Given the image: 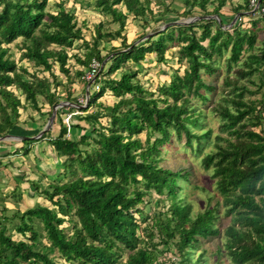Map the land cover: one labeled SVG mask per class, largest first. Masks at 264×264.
Instances as JSON below:
<instances>
[{"label": "trees", "instance_id": "16d2710c", "mask_svg": "<svg viewBox=\"0 0 264 264\" xmlns=\"http://www.w3.org/2000/svg\"><path fill=\"white\" fill-rule=\"evenodd\" d=\"M47 1L0 0V136L14 129L19 108L41 113L44 102L49 110L42 114L49 117L51 107L62 101V94H58L61 82L50 71L53 63L68 81L69 58L85 69L91 58L99 63L107 58L108 65L103 76L100 73L105 63L100 67L95 77L98 91L88 98L87 106L95 103L96 110L71 117L84 125L70 118L66 128L62 113L73 107L56 109L58 131L48 141L63 157L62 181H51L46 187L34 183L48 205L40 203L20 212V222L13 227L18 238L5 233L6 218L0 215V264H175L176 260L177 264H192L199 258L200 264H206L200 251L191 257L192 250L218 237L221 242L215 245L212 264H224L219 255L231 264H264V11L246 15L253 26L261 22L259 45H255L254 29H243L237 22L226 27L232 16L225 19L219 13L223 0H182L178 16L198 19L169 24L162 30L155 27L148 37L141 39L144 32L126 43L122 31L127 13L142 24L153 21L155 14L162 17V24L178 20L164 17L170 11L164 0H153L156 6L164 2L163 11L155 13L151 0H93L94 8L108 19L93 25L88 46L71 11L62 3L55 4L54 12L46 10ZM258 3L264 7V0ZM210 4L213 6L208 11ZM242 5L234 13L250 10L246 0ZM206 15H216L218 21L204 18ZM113 23L115 28L104 29ZM17 38L23 41L17 61L30 62L33 71L17 65L8 54L6 45ZM116 38L120 39L119 47L111 46L101 55L98 45ZM77 40L86 46L81 56L69 52ZM170 47L176 48L182 72H178L180 66L173 68L154 90L142 86L137 70H121L127 61L137 64L147 53H154L156 62L165 63L164 53ZM220 59L226 73L231 64L238 69L236 80H225V76L216 94L210 112L219 123L210 140L211 129L202 127V109L192 99L203 104L209 100L215 85L202 75L216 73ZM38 68L48 71L51 81L38 75ZM84 71L74 69L72 75L83 85ZM252 76L257 79L251 80L253 90L240 82ZM13 88L20 91L22 102ZM70 88L68 85L63 95L67 102H72ZM106 91L114 98L111 105L96 103ZM253 94L257 98H249ZM102 117L107 118L105 124L99 122ZM76 126L82 133L77 139L68 137L70 128ZM141 132L143 141L138 136ZM48 133L49 129L37 139ZM172 139L182 141L183 148L194 153L203 144L211 145L200 165L204 170L212 168L210 178H214L218 196L212 205L194 212L192 203L178 194L182 181H190L189 169L158 164L163 146ZM151 199L166 201V207L144 210ZM33 219L40 231L35 230ZM221 219L226 220L222 229L218 227ZM52 250L62 262L48 256Z\"/></svg>", "mask_w": 264, "mask_h": 264}, {"label": "rangeland", "instance_id": "374dc122", "mask_svg": "<svg viewBox=\"0 0 264 264\" xmlns=\"http://www.w3.org/2000/svg\"><path fill=\"white\" fill-rule=\"evenodd\" d=\"M91 1L92 0H82V1H80V0H62L63 7L66 10L71 11V13L74 15L77 26L80 28L82 36H83L82 40L84 39V40L88 41L87 42L89 44L88 46H90V43H91L90 40H91V37L93 35V32H92L93 31V23L97 22L96 20H98V18H101V19L105 18V16H103V15H100V14L97 15V13L95 12V9L91 6ZM164 1L168 5L169 9L171 10L170 12L167 13L168 16L176 17V20H178V21L188 20V18H187L188 16H178L179 14H177V13H179V10L182 8L181 4L180 5L177 4L176 2H174V0H172V1L171 0H164ZM54 2H55V0H48L47 5H46V10L54 12L55 11ZM152 2H153V0H151V8H152L153 13H155L156 11H158V12L163 11L164 2H163V4H158V6H156L154 3L152 4ZM242 3H245V0H242ZM243 7H245V6H243ZM242 10L240 13H238V16H241V17L239 20L236 19V22L240 23L241 24L240 27L243 29L244 28H249V29L251 28L252 30L254 29L256 31V36H257V41H256L255 45H259V43H260L259 40L263 38V33L261 31V22L257 23V25H255V26H253L252 23H250L249 17L245 15V9H242ZM197 11H198L197 9L193 10V12H197ZM224 16L229 17L230 14H227ZM161 20H162V17H160V15L155 14L153 17V23H151L149 25L142 24V23L138 22V20H136L135 18H132L130 13H128L126 15L125 25L123 27L124 28L123 33L126 35V41L128 39L130 40L131 38L134 39L137 36H140L144 32H146L145 34H149V33H151L150 30L152 28L158 27V29H160L163 26L161 24ZM109 25L110 26H107V28L105 27L106 26L105 25L104 29L105 30H111L112 27L115 28L114 23L109 24ZM226 27L229 28L227 25H226ZM141 39H143V37ZM82 40H77V41L73 42V47H72L71 51H69L70 54L76 53V51H78L79 54L84 53L86 46L84 45ZM112 41H113L112 44L114 45V46L112 45L113 47H119V39L112 40ZM103 42H107L105 44L106 49L104 48V50H106V52L109 51L110 50L109 49L110 48L109 41L104 40ZM22 43H23L22 39L17 38L15 41H12L11 43L7 44L6 46L8 48V54H9L10 58H12L16 61L17 65L22 64L23 66L28 67L29 71H33L35 69V67H33L30 62H25L23 60L17 61L20 53L22 52ZM173 49L175 52L176 48L174 47ZM174 56H175V53H174ZM105 61H107V58L104 59L102 61V63H100V67L103 65V63H105ZM175 61H176V58L172 60L173 66L169 67V69L168 68L163 69L162 72H168V71L171 72L173 68L180 66L178 69V72L181 73L183 64H178L177 61L176 62ZM145 63H146V65L148 64L147 61H142L141 65H140L141 67L137 66L139 71H138V75H136V76H137L138 80H140L141 84L144 87H146L149 90H154L156 88V86L159 85V83H162L161 79H163V78H160L158 76L159 73H161V71H158L157 73H154L153 71L152 72L149 71L147 73L142 74L141 69L144 68L143 64H145ZM68 64H69V61H68ZM107 65H108V62H106L102 66V72L100 73L101 75L105 71ZM237 66L238 65H232L231 64V68L229 69V72L226 73V71L224 69L225 68L224 61L220 59L219 63H218V71L216 73H214L212 76L202 75V78L206 82L214 83V85H215V89H214V91H212L213 93L209 94V100L203 104V103H200L199 100L196 98L192 99V103L193 102L197 103V105L202 109V112H203L202 127L211 129L210 140H212V137L216 134L217 126L219 123L218 118L214 115V113L210 112L211 109L213 108L212 106L215 103V100L217 97L216 94L219 92L220 88H222V87H220V85L222 84V86H223L222 80H223V78H225V76H228L227 78H225V80L226 79H229L231 81L236 80V79H234V77H235L234 72L236 71V69H238ZM134 67H136V66L133 63L126 62L125 65L122 66L121 70H123L125 68L133 69ZM154 68H156V66ZM38 70H41V69L38 68ZM84 70H86V69H84ZM50 71L57 80L59 79L60 81H62L66 78V76H64L63 73L58 71L57 63H53ZM68 71L70 72V70H68ZM37 73H38V75H43V76H46L47 78H51V74H49L48 71L41 70V71H38ZM69 76H71V75L69 74ZM251 80L257 82V79L255 76H252L250 78V80H247L245 78H241L240 82L243 83L244 85H246L249 89L253 90L255 88V85L251 82ZM68 84H69V81L66 79L64 82H61V85L59 86V89H58V91H59L58 94L63 95V93L68 88ZM60 92H62V93H60ZM92 94H93V89H92V86L90 85V87L88 88V95H92ZM78 95L80 96V94H78ZM105 96H107L108 99H105L103 105L106 104V102H110V100H114V98L110 94H107ZM257 96H258L257 94H253V95L249 96V98H252V97L257 98ZM75 97L76 96H74L72 99H74ZM78 97H76V100ZM70 106L73 107V105H70ZM93 107L92 106L89 107L88 110H92ZM34 116H37V113L34 110L30 109L29 107L26 110H24L23 112L19 108V118H18L17 122H20V121L21 122L22 121L31 122V121H33V122H36L39 124H43L45 122V120L47 119V117H45L46 119H41V118H34ZM54 118H55V116H54ZM68 122H69V120H68ZM103 124H105V123H103ZM251 128L253 130L257 131L259 127L253 126ZM220 135L225 136L226 134L220 133ZM138 136H139L140 140L143 141L144 133L141 132ZM211 149H212V147L209 143L203 144L201 147V150L198 153H194L188 149H184L182 146V141H177V140L172 139V142L170 144L168 143V144L163 146L162 150H165L162 152L163 158L158 163L160 166L165 167V168H170V169H178V168H182V167H187L189 169L190 181L189 182L182 181V188L178 190V194L185 197L187 201L192 203V205H193L192 208H193L194 212L201 210L206 205L210 206L218 200L217 193L213 188L214 178H210V173H211L212 168L209 167L208 169L204 170V169H202V167L200 165V158L206 152H209ZM33 172H35V171H33ZM40 177L42 178V176H40ZM38 180H40L38 177H37V180L34 179L37 187L41 186V184H42ZM60 180L62 181V178L58 177L57 179H55V182L60 181ZM48 181H49V179L44 178L43 182L45 184H43V186L46 187L47 186L46 183ZM5 184H7V183H5ZM0 185H2V183H0ZM14 185H15V183H14ZM11 186H12V184H11ZM23 194H25V193H23ZM7 197H8V200H11V197H9V196H7ZM7 197H5V199ZM19 199H20V197H18L16 199L13 198L12 199L13 203L10 201L11 204L7 205L6 211L2 210L1 209L2 207L0 208V215L4 216L6 218L5 220H3V222H4L3 225L5 227V233L12 234V238H14V239L18 238V235L13 233L14 232L13 227L15 226V224L20 222L18 215L20 214V212L22 210L30 207L27 205H29V204L33 205L35 200H36V199H33L34 200L33 202L28 203V201L25 199L24 195H23V199L22 198H21V200H19ZM36 202L34 205H36ZM40 203L41 204L44 203V204L48 205L47 201L41 197L38 200V204H40ZM166 204H167V202L164 200L163 201H155V199H151V203L149 204V206L144 205L143 207H144V210H150L151 211L153 209V207L160 209L161 206L166 207L165 206ZM10 205H12V206H10ZM219 208H220V204L218 205V209ZM220 211H221V209H220ZM24 221L26 222L27 219L24 218ZM32 224H33L35 230L40 231L39 227H37L39 224L36 220L33 219ZM63 224H66V222H64ZM225 224H226L225 219L218 220V227L220 229H222L225 226ZM40 239L42 240V242H44L41 237H40ZM220 242H221V239H219V237L209 239L205 244H202V247L200 246L196 250L193 249L192 250L193 254L191 255V257L194 258L197 254H199V251H200L203 254V257H204L203 261H205L206 264L214 263L215 262L214 250L216 248L215 245L216 244L220 245ZM159 247L161 248V246H159ZM48 256L53 257L54 260H58V261L60 260L62 262V260L59 257H57L58 255H57L55 250L49 251ZM219 260H220V262H222L224 264H231L230 262H228V260L225 258L224 255H219ZM177 262H178V260H176L175 264H177ZM200 262H201V258H199L196 261H193L192 264H200Z\"/></svg>", "mask_w": 264, "mask_h": 264}, {"label": "crops", "instance_id": "0c3cea01", "mask_svg": "<svg viewBox=\"0 0 264 264\" xmlns=\"http://www.w3.org/2000/svg\"><path fill=\"white\" fill-rule=\"evenodd\" d=\"M80 1H82V0H80ZM92 2H93V0L91 1V6L94 8ZM174 2H176L179 5L180 4L182 5V8L179 10V12H181L183 10L182 0H174ZM55 3H62V0H55L54 7L56 10ZM215 3H216V1H215ZM242 4H243L242 0H223L222 5L220 6L218 11L220 14L222 13L221 15L230 14V16H232V18H233V16L236 13L241 12V10H240V11H237L236 13H234V11H236V9H237V6L242 5ZM212 6H213L212 4L208 5L206 10H208V11L211 10ZM120 9L124 13H126L124 8L121 5H120ZM170 11H168V12H170ZM95 12L97 13V15L98 14L103 15L102 13L97 11L96 9H95ZM168 12H166L164 14V17L165 16L168 17V14H167ZM103 16H105V18H102V19L98 18V20H96V21L98 22V21H104L105 19L106 20L108 19V17L106 15H103ZM224 18L227 19L228 17L224 16ZM97 22H95V23H97ZM138 22L141 23L140 20ZM147 22H148L147 25L153 23V21H151V20H148ZM161 22H162V20H161ZM235 22H236V20L234 21V23ZM95 23H93V25ZM167 23H169V22H167ZM164 24H162V25H164ZM107 26H110V25H106L105 27L107 28ZM112 29H113V27H112ZM122 33H123V31H122ZM116 39H119V38H116ZM116 39H114V40H116ZM125 40H126V35H125ZM130 40L128 39L126 41V43L130 42ZM112 42H113L112 40L109 41L110 47L113 45ZM119 42H120V39H119ZM106 43L107 42L102 41V43L98 46L99 52L101 55H103L106 52V50H104V48L106 49V46H105ZM173 48L174 47H170L165 51V53H164L165 63L156 62L154 53L145 54L144 58L141 61H139L137 64L133 63L131 61H127V62H131L136 66L132 69V70H137L136 75H138V71H139L138 67L141 65L142 61H147V63H148L147 65H146V63L143 64L144 68L141 69L142 74L147 73L149 71L150 72L153 71L154 73H157L158 71H161V70L167 69V68L169 69V67L173 66L172 60L176 58L174 56V49ZM76 52L78 55L81 56V54H79L78 51H76ZM68 61H69V64H68L69 70H70L69 74L71 75L68 85L69 86L71 85L70 89H72L71 90L72 92L70 93V98H73L74 96L78 97L79 96L78 94H80V95L84 94V91H85L84 89H85L86 84L83 85V83L81 81H79V79L76 76H72V75L74 73L73 72L74 69H81V71H83L85 69V67H81V66L77 65L74 62L73 58H70ZM155 66H156V68H154ZM119 72H120V69L117 70L116 73L113 74V76L114 77L116 75L118 76ZM168 74H170V71L159 73L158 76L160 78H163V79H161V82H164L167 80ZM48 79L51 81V78H48ZM65 79L62 81H60L59 79L58 80L60 82H64ZM66 80H68V79H66ZM139 82H140V80H139ZM52 86H53V84H50L51 88H52ZM144 88H146V87H144ZM12 91L19 98L20 102H22L23 97L20 94V91H18L17 89H14V88L12 89ZM60 93H62V92H60ZM64 93H63V95H65ZM107 94H109L108 91H106L102 96L98 97L95 102L103 104L105 99H108L107 96H105ZM63 95H62V101H67V100H65V98H63L64 97ZM76 97L74 99H71L72 100L71 103H75L73 101H76ZM113 101L114 100H110V102H106V104H104V105H111V103ZM42 105H43V107L41 108V111H40L41 113L36 112L37 116H34V118L46 119L45 117H47V116L45 114H42V113H45L47 110H49V107L44 102L42 103ZM91 106L92 107L94 106V107L92 108V110H88V112H90V111L92 112V111L96 110V104L95 103L90 104L88 107H91ZM23 111L24 110H22V112ZM60 116H61V114H60ZM18 118H19V116H18ZM47 119H48V117H47ZM47 119L45 120V122L43 124H39V123H36L33 121H31V122H26V121L17 122L14 129L12 131H10L9 133H7V134L14 135V136L33 138V140H31L29 142H23V140L26 138L20 139V137H9V138H5V139L0 141V183H2V185H0V208L2 207L1 209L4 211H6V207L8 204H11V202L13 203V200H12L13 198L16 199V198L20 197L19 200H21V198L23 199V195H24L25 199L28 201V203L33 202L34 201L33 199H36L35 202L37 201L36 204H38V200L40 199V196L34 187V183H35L34 179L37 180V177L40 179L38 181H40L42 183L41 187H45V186H43V184H45L43 182L44 178L49 179V181L46 183V185H48V183L51 181L55 182V179H57L58 177L62 178V175L60 173L62 171V165L61 164L63 161V157L59 156L55 153V151L52 149V146L49 144V141H48V139L50 137L55 136L57 131H58V125H59L58 118L55 117L52 120L50 128H49V133L47 134L46 137H43L41 139H37V138L33 137V136H35V133L37 134L38 132H40L42 130V128L45 126V123L47 122ZM106 120H107L106 117H102L101 119H99V122L105 123ZM72 122H74V123L76 122L78 125H84V122L82 120H79V119L78 120L72 119ZM81 133H82V130L76 126V127L70 128L67 136L70 138H73V139H77ZM25 148H26V151H24ZM33 171H35V172H33ZM40 176H42V178ZM57 182H61V180L57 181ZM5 183H7V184H5ZM14 183H15V185H14ZM11 184H12V186H11ZM23 193H25V194H23ZM7 196L11 197V200H8ZM5 197H7V198L5 199ZM35 202H34V204H35ZM34 204L33 205L29 204L27 206L31 207V206H34ZM10 206H12V205H10Z\"/></svg>", "mask_w": 264, "mask_h": 264}, {"label": "built area", "instance_id": "2783aa9c", "mask_svg": "<svg viewBox=\"0 0 264 264\" xmlns=\"http://www.w3.org/2000/svg\"><path fill=\"white\" fill-rule=\"evenodd\" d=\"M247 1V6L250 8L248 12V14L254 15L256 14H260L261 12L264 11V7L259 5L258 0H246ZM100 69V63L98 62V60L96 58H91L89 60L88 63V67L86 68V70L84 71L83 74V79L86 81V84H88V87L84 90H87L88 92V88L90 87V85L92 86L93 89V94L92 95H85L82 94L80 95L77 100L75 101V105L73 106L72 109H65L64 112L62 113V123L66 126V128H68V120L75 115H82L84 113H86L88 111V106H87V102H88V98L89 96L92 97L94 95V93H96L98 91V82L96 81L95 77L97 76V72ZM78 106H82V107H78ZM72 107V106H71ZM82 108H85L84 110H81Z\"/></svg>", "mask_w": 264, "mask_h": 264}, {"label": "water", "instance_id": "95a60500", "mask_svg": "<svg viewBox=\"0 0 264 264\" xmlns=\"http://www.w3.org/2000/svg\"><path fill=\"white\" fill-rule=\"evenodd\" d=\"M248 14V12H245V15H247ZM204 18H215L217 21H218V19L216 18V16L215 15H206V16H203ZM199 17H190V18H188V20H182V21H172V22H170V23H165L161 28H160V30H162V29H164L167 25H169V24H176V23H187V22H190V21H192V20H195V19H198ZM238 18V13H236L234 16H233V18L231 19V21L227 24V26L229 27V26H231L233 23H234V21L236 20ZM148 35L149 34H146L144 37H143V39L144 38H146V37H148ZM88 84L89 83H87L86 84V88L88 87ZM84 93H85V95H87V90H85L84 91ZM70 105H75L74 103H71V102H67V101H61V102H58L57 104H55V105H53L52 106V110H51V114H50V116L48 117V119H47V122L45 123V126L42 128V130L40 131V132H38L35 136H33V137H35V138H37L39 135H41V133L42 132H44V131H47L49 128H50V125H51V122H52V120L54 119V115H55V111H56V109L57 108H60V107H63V106H70ZM78 107H82V106H78ZM9 137H20V139L22 138H26V137H22V136H14V135H11V134H5V135H3V136H0V141L1 140H3V139H5V138H9Z\"/></svg>", "mask_w": 264, "mask_h": 264}, {"label": "clouds", "instance_id": "9594fccd", "mask_svg": "<svg viewBox=\"0 0 264 264\" xmlns=\"http://www.w3.org/2000/svg\"><path fill=\"white\" fill-rule=\"evenodd\" d=\"M247 12V11H246Z\"/></svg>", "mask_w": 264, "mask_h": 264}]
</instances>
